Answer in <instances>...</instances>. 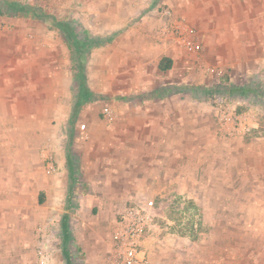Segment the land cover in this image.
I'll use <instances>...</instances> for the list:
<instances>
[{"label": "rangeland", "instance_id": "1", "mask_svg": "<svg viewBox=\"0 0 264 264\" xmlns=\"http://www.w3.org/2000/svg\"><path fill=\"white\" fill-rule=\"evenodd\" d=\"M16 1L39 6L52 20L0 17V232L9 223V230H19L27 238L19 253H0V264H36L33 237L39 224L34 215L47 206L36 202L31 179L41 167L47 175V156L57 151H69L76 162L75 208L80 209L84 197L100 205L110 198L116 202L103 205L102 215L96 209L83 219L90 234L101 232V246L108 249L107 264L118 259L116 231L123 215L138 205L155 216V228L142 247L144 264H264V156L256 155L264 147L263 104L253 109L257 129L240 144L229 141L219 146L228 154H222L228 183H221L220 149L213 161L217 172L214 167L211 171L203 156L187 158L192 163L184 174L185 189L157 188L148 190L149 196L137 197L142 190L133 189L129 179L134 172L129 156L140 152L143 113L156 115L159 108L153 102L145 107L143 97L171 82L170 72L159 70L163 59H172L180 70H188L190 62L195 73L206 63L224 71L214 82L226 80L231 73L232 80L243 83V78L237 79L236 61L224 62L217 49H207L211 43L220 45L222 8L236 10L237 0ZM247 3L253 1L241 4ZM167 9L172 21L195 30L198 52H189L163 35ZM54 21L72 25L80 38L90 34L113 39L78 59ZM82 72L95 97L76 109ZM190 95L177 94L165 101L166 108L175 111L180 100L182 116H186L181 132L206 133L205 122L198 124L191 116L215 105L201 106ZM248 108L238 105L239 112H249ZM152 127V132H163ZM197 149L198 153L204 150L203 146ZM115 159L119 164H114ZM18 179L21 202H13ZM83 257L73 256L74 264H86Z\"/></svg>", "mask_w": 264, "mask_h": 264}, {"label": "crops", "instance_id": "2", "mask_svg": "<svg viewBox=\"0 0 264 264\" xmlns=\"http://www.w3.org/2000/svg\"><path fill=\"white\" fill-rule=\"evenodd\" d=\"M252 1L253 4L242 5V0H237L236 10L233 9L235 11L230 10L228 6H222L220 45L211 43V46L207 48L208 50L217 49L220 52V59L224 62H237L239 73L237 79L243 78V83L232 80L234 76L231 73L227 79L230 78V83L241 86L247 85L253 76H260L264 80V0ZM228 2L226 1V3ZM170 60L172 61V68L168 70L171 80L169 85L158 86L157 90L145 96L147 99L143 97L142 102H145V107L150 102L157 104L158 113L156 115L148 111L143 113L145 116H142L140 152L134 151L129 156L130 160L128 159L129 164L134 169L132 177L129 178L132 188L138 192L142 190L141 193H136L137 197L140 195L149 196L146 192L151 189H185L184 174L192 163L187 161L188 157L192 159L203 156L205 160L208 159L207 163L211 167V171L214 167V171L217 172L216 163L213 165V161L219 156L218 149L221 152V163L219 164L221 183L222 185L223 182L228 183V167L222 163L223 155L228 154L226 151L223 153V149L219 146L222 147L224 143L227 144L229 141H235L236 144L243 142V137L230 138L221 133L217 121L218 107L216 104L220 105L219 102L212 99L210 102H203L193 97L192 86L210 87L216 84L214 79L218 76L207 71L212 67L205 63L203 70L195 73V68L190 66L192 63L188 62V70H180L175 68L173 60ZM221 81L219 80V83ZM182 92L191 94L190 96L194 98V101L201 106L215 105L212 108L208 106L207 114L194 112L191 116L198 124L205 122L206 133H197L195 129L181 132V124L185 123L186 116H182L180 100H177L178 105L175 111H169L166 108L165 101L174 99L177 94ZM236 103L242 105L244 102ZM254 106L250 105L251 108L247 110L255 109ZM240 113L243 112L240 111ZM37 119L38 117L34 116L33 122H36ZM152 125L157 126L163 132H152L154 130ZM199 146H203L204 150H200L198 153L199 149L197 148ZM256 155L264 156V147ZM182 158L185 159L184 162ZM114 164H119V160L115 159ZM46 168L47 175L45 177L41 167L31 179V186L37 190L36 202L39 205L46 204L47 206L44 207L43 213L39 210V213L34 215V219L39 224L33 237L35 258L37 232L41 227H45L48 228L49 235L55 245L53 264H63L60 253L65 258V264H74L73 256L79 258V255L84 256L86 264H107L106 252L108 249H103L101 246V232H99L100 234L97 232L90 234L87 227L89 224L83 219L84 216L93 214L96 209H98L97 215H102L104 213L103 205H114L116 204L115 200L110 198L106 203L105 200H102L100 205L98 200L84 197L81 200L80 209L75 208L73 190L74 186L79 184V175L76 162L69 151L49 153ZM50 169H53V172L50 173ZM21 188L22 182L18 179L14 183L13 202H21ZM16 213L17 218H19V209ZM77 213L79 214L77 215ZM5 227V230L0 232V253L4 255L15 251L19 253L26 243V236H22L19 230H9V223L5 224ZM108 242L112 243L113 241L110 238ZM144 242L146 243L145 240ZM96 243L97 245H95ZM90 244L98 249L93 251Z\"/></svg>", "mask_w": 264, "mask_h": 264}, {"label": "built area", "instance_id": "3", "mask_svg": "<svg viewBox=\"0 0 264 264\" xmlns=\"http://www.w3.org/2000/svg\"><path fill=\"white\" fill-rule=\"evenodd\" d=\"M172 12L167 9L163 11L165 20L163 35L171 37L181 47L189 52H198L199 43L194 39L196 35L193 28L185 27L183 24L172 21ZM169 34V35H167ZM209 73H215L218 77L224 74L223 70L209 68ZM217 121L220 131L227 137H245L258 128V116L255 110L240 113L238 104L234 102H219ZM49 172H53L50 169ZM155 228V216L151 210L143 206L128 208L116 231L115 250L118 255L116 264H144L143 242L147 235ZM55 245L49 235L48 228L41 227L37 232L36 264H53Z\"/></svg>", "mask_w": 264, "mask_h": 264}, {"label": "trees", "instance_id": "4", "mask_svg": "<svg viewBox=\"0 0 264 264\" xmlns=\"http://www.w3.org/2000/svg\"><path fill=\"white\" fill-rule=\"evenodd\" d=\"M1 16L18 18L32 17L35 19L52 20V17L44 14L42 8L39 6L16 0H0V17ZM54 24L70 40L73 53L76 54L78 59L83 60V57L86 56L92 48L111 42L113 39V37H108L106 39L102 37H93L90 34H86L84 38H80L72 25L56 21H54ZM79 68L80 72L83 71L82 65H80ZM171 68L172 61L170 59H163L159 64V69L161 71H168ZM191 92L194 98L203 102H210L212 99L216 102H244L249 105H264V80L260 76H253L245 86L230 83V79H226L210 87L192 86ZM94 97L95 95L87 88L84 82V74L82 72L75 108L80 109Z\"/></svg>", "mask_w": 264, "mask_h": 264}]
</instances>
